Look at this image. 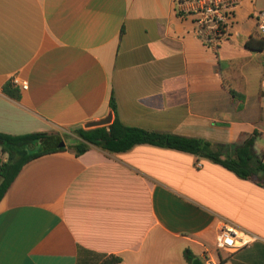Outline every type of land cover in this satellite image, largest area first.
Segmentation results:
<instances>
[{
    "label": "crops",
    "instance_id": "obj_1",
    "mask_svg": "<svg viewBox=\"0 0 264 264\" xmlns=\"http://www.w3.org/2000/svg\"><path fill=\"white\" fill-rule=\"evenodd\" d=\"M235 1L230 36L208 46L173 0H0V133L72 137L27 161L0 200V264H188L185 249L213 258L219 219L256 237L221 262L264 264V186L255 180L149 144L80 155L71 147L72 129L113 119V97L128 127L228 147L257 132L262 160L264 44L246 42L259 39L254 13L264 0ZM14 76L28 88L14 87Z\"/></svg>",
    "mask_w": 264,
    "mask_h": 264
},
{
    "label": "trees",
    "instance_id": "obj_2",
    "mask_svg": "<svg viewBox=\"0 0 264 264\" xmlns=\"http://www.w3.org/2000/svg\"><path fill=\"white\" fill-rule=\"evenodd\" d=\"M263 44L264 41L260 38L258 40L250 38L246 42V47L250 50L258 51L262 50ZM4 90L10 93L6 87H4ZM229 92L240 102L243 101L242 94L232 89ZM109 106L114 117L108 126L90 129L78 127L71 130V133L77 138L76 142L71 146L76 155L86 152L91 147L99 148L108 153H123L136 145L149 144L195 155L198 159H204L222 166L241 179H252L258 185L264 186V165L253 149L258 136L257 132L249 135L242 144L228 147L202 138L184 137L125 126L115 116L113 97L110 99ZM239 107H241V103ZM63 137H68V135L63 134L60 136L47 132H33L20 136H11L0 133L1 150L8 153L6 161L0 160V200L11 186L21 167L37 156L63 149V147H57L63 141ZM31 144L40 145L38 151L20 154L15 150ZM41 146H44V148L42 149ZM48 146L53 147L50 148ZM183 256L188 264H192L196 259L189 249L183 251ZM119 262L120 258L109 256L101 264H118Z\"/></svg>",
    "mask_w": 264,
    "mask_h": 264
},
{
    "label": "built area",
    "instance_id": "obj_3",
    "mask_svg": "<svg viewBox=\"0 0 264 264\" xmlns=\"http://www.w3.org/2000/svg\"><path fill=\"white\" fill-rule=\"evenodd\" d=\"M173 2L179 15L193 20L195 34L204 44L208 46L216 44L230 36L237 5L235 0H173ZM254 19L257 35L264 41V9L255 12ZM11 84L21 90L28 88L26 81L17 76L11 78ZM261 162L264 165V157ZM197 167H200V163H197ZM255 238L251 232L229 220L219 219L216 224L215 248L219 252L233 254L250 245ZM203 264L218 263L208 257L204 259Z\"/></svg>",
    "mask_w": 264,
    "mask_h": 264
},
{
    "label": "water",
    "instance_id": "obj_4",
    "mask_svg": "<svg viewBox=\"0 0 264 264\" xmlns=\"http://www.w3.org/2000/svg\"><path fill=\"white\" fill-rule=\"evenodd\" d=\"M112 122V114L108 113V115L102 119L89 121L84 124L85 129L101 127V126H108ZM60 147L63 146V142L60 143ZM192 264H203L200 260L195 259Z\"/></svg>",
    "mask_w": 264,
    "mask_h": 264
},
{
    "label": "rangeland",
    "instance_id": "obj_5",
    "mask_svg": "<svg viewBox=\"0 0 264 264\" xmlns=\"http://www.w3.org/2000/svg\"><path fill=\"white\" fill-rule=\"evenodd\" d=\"M64 140L67 142V144H71L72 143V137L71 136H68V137H65ZM39 147L36 148V150H27V153H33V152H36L38 151ZM226 254L224 252H219L217 249L214 251V254H213V260L215 262H217L218 264H230V261L227 259L225 260L224 262H221V257H224ZM225 258V257H224ZM202 263L204 262V259L203 260H200Z\"/></svg>",
    "mask_w": 264,
    "mask_h": 264
}]
</instances>
